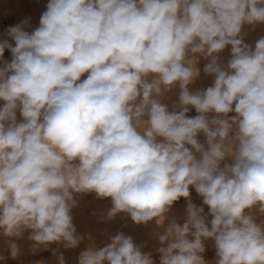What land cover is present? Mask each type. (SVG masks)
Masks as SVG:
<instances>
[{
  "label": "clouds",
  "instance_id": "9594fccd",
  "mask_svg": "<svg viewBox=\"0 0 264 264\" xmlns=\"http://www.w3.org/2000/svg\"><path fill=\"white\" fill-rule=\"evenodd\" d=\"M258 23L264 0H48L34 30H25L30 18L9 26L0 39V235L11 257L20 252L11 238L29 230L33 253L76 248L74 194L94 192L111 198L108 219L124 212L163 228L159 264H208V239L215 264H264V219L249 211L264 216V37L253 48L242 31ZM201 57L214 80L193 92ZM175 86L169 110L161 97ZM182 197L184 223L165 226ZM110 240L88 246L78 264H155L131 236Z\"/></svg>",
  "mask_w": 264,
  "mask_h": 264
},
{
  "label": "rangeland",
  "instance_id": "374dc122",
  "mask_svg": "<svg viewBox=\"0 0 264 264\" xmlns=\"http://www.w3.org/2000/svg\"><path fill=\"white\" fill-rule=\"evenodd\" d=\"M48 0H0V17L9 19L16 14L17 19L15 25L30 18V26L25 30L31 32L39 26L41 14L46 10ZM242 31L246 33L244 42L255 46L257 40L264 37V24L244 25ZM5 34L0 30V39L5 38ZM12 42V41H10ZM221 62L226 63L231 56V46H226L223 52L219 54ZM4 59L11 61V52L6 49ZM208 60L200 58L197 64L199 68V76L194 82L189 85L190 91L195 92L198 89H206L212 86L214 77L206 74L203 69ZM151 79V77H149ZM179 87L175 86L170 91L164 93L161 97V102L168 105L169 110H172L173 104L178 103ZM3 101H0L2 106ZM189 111H196L194 107L189 106ZM229 113L228 115H234ZM213 114L210 113L209 116ZM18 120L21 119L17 113ZM198 139H205L201 133ZM192 187V186H190ZM190 189V188H189ZM74 198L77 201V206L71 210L73 224L77 229V234L83 237V240L76 248H64L62 243H52L47 249L41 247L35 253L32 252L33 242L28 239L30 231H26L22 238H11L20 248L19 255L13 259L7 248L6 240L9 238L0 235V255L6 257L0 261V264H58V257L63 254L65 264H78V257L82 251L88 246H94L97 249L111 243L110 237L122 232L126 236H131L134 243L138 246L142 245V252L151 253L155 264H159L160 254L157 249L161 246L158 240L159 234H162L163 228L156 224L155 220L149 221L147 224H136L133 222L129 214L121 212L113 219L107 218V213L111 209V198H98L92 193H75ZM203 198L200 197L194 204L198 207L203 206L205 213L208 212V207L203 205ZM186 207L180 200L174 202L170 211L167 213V219L164 221L166 226L168 222L175 218L181 225L186 218ZM250 213L259 222L264 219L257 208L249 210ZM211 217L209 216V221ZM205 252L202 254L208 264H215L217 260L214 241L211 239L204 241ZM54 250H57L53 254Z\"/></svg>",
  "mask_w": 264,
  "mask_h": 264
},
{
  "label": "crops",
  "instance_id": "0c3cea01",
  "mask_svg": "<svg viewBox=\"0 0 264 264\" xmlns=\"http://www.w3.org/2000/svg\"><path fill=\"white\" fill-rule=\"evenodd\" d=\"M16 19H17V15L16 14H14V15H12L9 19H3V18H1L0 17V30L3 32V33H6V30H7V28L9 27V26H15V21H16ZM12 43H14V42H12ZM86 76H87V74H85V76H83L81 79H85L86 78ZM198 113L196 112V111H194V112H191V111H189L188 113H187V116L188 117H194V116H196ZM201 142H203L204 141V139H199ZM189 191H190V199H191V201L193 202V203H195L199 198H200V196L196 193V191H195V189H194V187H190V189H189ZM183 204H185V205H187V203H188V200L187 199H185V198H180L179 199Z\"/></svg>",
  "mask_w": 264,
  "mask_h": 264
}]
</instances>
